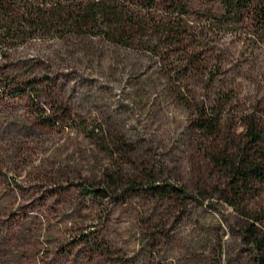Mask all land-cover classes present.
<instances>
[{
	"label": "rangeland",
	"instance_id": "1",
	"mask_svg": "<svg viewBox=\"0 0 264 264\" xmlns=\"http://www.w3.org/2000/svg\"><path fill=\"white\" fill-rule=\"evenodd\" d=\"M180 1L0 0L65 11L0 54V264H264V184L236 198L211 159L257 158L252 122L264 144L262 34L224 0ZM97 3L129 11L126 44L116 20H72Z\"/></svg>",
	"mask_w": 264,
	"mask_h": 264
},
{
	"label": "trees",
	"instance_id": "2",
	"mask_svg": "<svg viewBox=\"0 0 264 264\" xmlns=\"http://www.w3.org/2000/svg\"><path fill=\"white\" fill-rule=\"evenodd\" d=\"M172 5L175 6L173 13L179 10L180 14L186 13V6L180 0H171ZM177 2V4H176ZM225 7L228 9L229 16L233 18L237 15H243L244 12L248 13L252 17V21L257 22L259 25L260 32L262 34L261 41L264 43V0H224ZM254 3V4H252ZM158 6L157 0H143L142 9L143 10H153ZM53 12V13H52ZM49 11L41 6L35 7H25L23 10L15 11L13 5H8L3 8L0 6V54L6 53L12 45L8 42L10 37H18L22 34H26L28 30H37L38 28L45 27L50 20L55 21L63 20L62 14H64V9L62 7H54L53 11ZM128 10L119 11L117 5H107L105 3L94 4L92 8H84L80 10L79 16L72 17V20H93L95 25L101 26L102 30L107 29V32L112 30L111 24L117 21V37L118 42L127 43L128 40L122 41L124 35L128 34V30H134L133 24L128 22ZM232 14V15H231ZM113 20V22H112ZM67 23V22H65ZM64 23V24H65ZM135 24V22H134ZM145 21L141 19L140 26L143 27ZM183 21H172L166 23L164 26L166 30L172 31L175 26L181 28L183 27ZM111 28V29H110ZM127 38V37H125ZM129 38V37H128ZM6 44V45H3ZM221 125V114L216 111H207L205 107L200 109V114L196 120V127L205 134L206 138L216 137L219 133V128ZM262 130L257 127L255 123H250L248 126L247 139L252 145L262 147L256 153L259 155L257 158L252 156L241 154L235 157H227L226 152L221 148L216 151L217 148L213 147L211 159L215 164L225 166L229 172L230 182L234 189V194L236 198H239L241 192V187H248L251 182L254 184H264V144L262 139ZM219 152V153H218ZM253 188V186H252ZM229 199V197H228ZM251 234H254L253 229L248 230ZM256 238V246L260 250V253H264V246ZM264 258L262 257V260ZM264 262V260H263Z\"/></svg>",
	"mask_w": 264,
	"mask_h": 264
}]
</instances>
